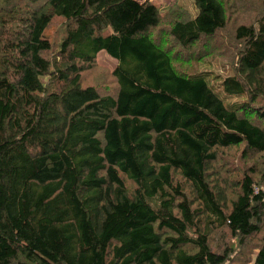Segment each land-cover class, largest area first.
Listing matches in <instances>:
<instances>
[{
	"label": "trees",
	"instance_id": "trees-1",
	"mask_svg": "<svg viewBox=\"0 0 264 264\" xmlns=\"http://www.w3.org/2000/svg\"><path fill=\"white\" fill-rule=\"evenodd\" d=\"M193 2L0 0V264H264V0Z\"/></svg>",
	"mask_w": 264,
	"mask_h": 264
},
{
	"label": "rangeland",
	"instance_id": "rangeland-1",
	"mask_svg": "<svg viewBox=\"0 0 264 264\" xmlns=\"http://www.w3.org/2000/svg\"><path fill=\"white\" fill-rule=\"evenodd\" d=\"M162 11H165L169 5L171 3H174L175 0H152ZM179 4L185 6L187 9L190 10V12L192 13V16L195 17L198 14V9L195 6L193 0H176ZM54 32V28H51L47 31V34L51 35ZM98 62L100 64H103L105 66H107L110 70L112 68H114V66L116 65L117 61L110 57L109 55H107L105 52H102V54H100L98 56ZM208 70L211 69L213 70L215 73H223V71H221V67H219V64L215 63V67H211V66H207ZM223 70V69H222ZM212 78V75H209V79ZM220 79L217 80H211V83H213L215 90L217 91V93H219V95L221 97L225 96V93L221 90V88H219L217 86V84H215V82H219ZM246 99L245 96H232V97H224V101L225 104L230 107L231 105H236V102H240V101H244Z\"/></svg>",
	"mask_w": 264,
	"mask_h": 264
}]
</instances>
